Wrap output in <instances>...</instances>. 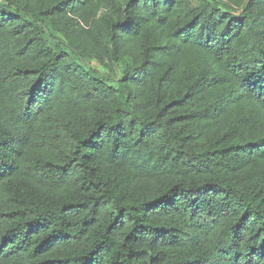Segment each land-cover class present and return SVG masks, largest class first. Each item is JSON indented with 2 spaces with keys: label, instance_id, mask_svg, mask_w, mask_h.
Returning <instances> with one entry per match:
<instances>
[{
  "label": "trees",
  "instance_id": "trees-1",
  "mask_svg": "<svg viewBox=\"0 0 264 264\" xmlns=\"http://www.w3.org/2000/svg\"><path fill=\"white\" fill-rule=\"evenodd\" d=\"M0 264H264V0H0Z\"/></svg>",
  "mask_w": 264,
  "mask_h": 264
}]
</instances>
